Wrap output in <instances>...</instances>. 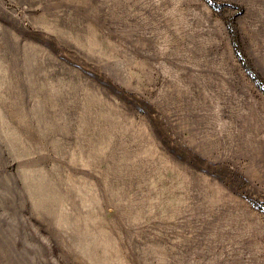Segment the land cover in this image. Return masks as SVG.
<instances>
[{"label": "rangeland", "instance_id": "1", "mask_svg": "<svg viewBox=\"0 0 264 264\" xmlns=\"http://www.w3.org/2000/svg\"><path fill=\"white\" fill-rule=\"evenodd\" d=\"M0 264H264V0H0Z\"/></svg>", "mask_w": 264, "mask_h": 264}]
</instances>
